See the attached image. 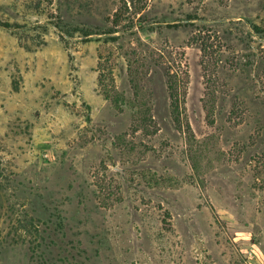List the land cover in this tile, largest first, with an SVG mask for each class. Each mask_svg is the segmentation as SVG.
Masks as SVG:
<instances>
[{
	"label": "rangeland",
	"instance_id": "1",
	"mask_svg": "<svg viewBox=\"0 0 264 264\" xmlns=\"http://www.w3.org/2000/svg\"><path fill=\"white\" fill-rule=\"evenodd\" d=\"M0 264H264V0H0Z\"/></svg>",
	"mask_w": 264,
	"mask_h": 264
},
{
	"label": "trees",
	"instance_id": "2",
	"mask_svg": "<svg viewBox=\"0 0 264 264\" xmlns=\"http://www.w3.org/2000/svg\"><path fill=\"white\" fill-rule=\"evenodd\" d=\"M169 90H170V97L171 99H175L176 97V88H174V83L172 82V79L169 80Z\"/></svg>",
	"mask_w": 264,
	"mask_h": 264
}]
</instances>
